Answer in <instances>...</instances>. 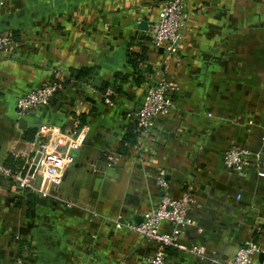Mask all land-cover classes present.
<instances>
[{
    "label": "crops",
    "instance_id": "crops-1",
    "mask_svg": "<svg viewBox=\"0 0 264 264\" xmlns=\"http://www.w3.org/2000/svg\"><path fill=\"white\" fill-rule=\"evenodd\" d=\"M157 1L0 0V163L25 160L50 126L86 127L47 192L0 175V264H148L154 243L125 224L182 191L185 248H168L166 264H224L245 239L264 249V0H184V37L166 60L146 34ZM160 76L176 87L172 107L138 140L126 113ZM56 77L67 82L49 104L17 117L16 97ZM229 145L248 152L240 172L223 164Z\"/></svg>",
    "mask_w": 264,
    "mask_h": 264
},
{
    "label": "built area",
    "instance_id": "built-area-1",
    "mask_svg": "<svg viewBox=\"0 0 264 264\" xmlns=\"http://www.w3.org/2000/svg\"><path fill=\"white\" fill-rule=\"evenodd\" d=\"M183 7L184 0H158L156 18L146 30L152 46L154 49H159L160 57L164 60L171 58L177 52L184 37L186 12ZM9 43L8 36L0 35V52H7ZM62 86L61 78H50L18 95L15 99L16 116L23 117L36 107L48 105ZM175 90L176 87L162 76L156 82L144 85L138 105L126 113L135 124L138 140L149 133L154 119L168 113L173 104L172 94ZM101 95L104 104L112 105L113 91L110 87H105ZM85 130L84 125L67 134L56 126L46 128L47 135L45 130H42L34 149L25 158L22 169L12 171L0 163V175L12 180L17 187L41 193L47 192L51 185L60 181L69 161L68 151L79 147ZM247 155L245 149L229 145L223 151L222 161L226 168L240 172L247 161ZM110 160L108 157L105 165L109 166ZM156 182L163 190L166 189L167 183L162 169L157 171ZM191 201L188 191H182L177 198L163 193L156 206L144 212L138 222L125 224L126 228L134 231L142 240L154 243L153 253L145 259L148 264H166L165 254L168 248H185L179 242V237L182 228L190 222L186 211ZM163 221L170 224L168 232L159 231V225ZM258 253L264 254V249L253 240L245 239L224 264H252V257ZM16 264H21L19 259L16 260ZM255 264H264V257Z\"/></svg>",
    "mask_w": 264,
    "mask_h": 264
},
{
    "label": "trees",
    "instance_id": "trees-1",
    "mask_svg": "<svg viewBox=\"0 0 264 264\" xmlns=\"http://www.w3.org/2000/svg\"><path fill=\"white\" fill-rule=\"evenodd\" d=\"M84 71H75L74 72V76L75 77H79L81 74H83ZM63 81V84L65 85V83L67 82L66 80H62ZM63 85V86H64ZM62 86V88H63ZM104 89V88H103ZM102 89V90H103ZM60 91V90H59ZM113 96H114V93H113ZM112 96V98H113ZM81 124V123H79ZM28 138H30L31 136H27ZM3 165H5L6 167L10 168L12 171H17V170H21L23 165H24V160L21 159L20 157L18 156H13L11 154H7L4 159L2 160L1 162Z\"/></svg>",
    "mask_w": 264,
    "mask_h": 264
},
{
    "label": "water",
    "instance_id": "water-1",
    "mask_svg": "<svg viewBox=\"0 0 264 264\" xmlns=\"http://www.w3.org/2000/svg\"><path fill=\"white\" fill-rule=\"evenodd\" d=\"M18 122H19V123H24V120H23L22 118H19V119H18ZM21 125H22V124H21ZM21 125H20V127H23V126H21ZM68 153H69V154L75 153V149H71V150H69Z\"/></svg>",
    "mask_w": 264,
    "mask_h": 264
},
{
    "label": "rangeland",
    "instance_id": "rangeland-1",
    "mask_svg": "<svg viewBox=\"0 0 264 264\" xmlns=\"http://www.w3.org/2000/svg\"><path fill=\"white\" fill-rule=\"evenodd\" d=\"M18 259L20 260L21 264H23V262L21 261V259L20 258H18Z\"/></svg>",
    "mask_w": 264,
    "mask_h": 264
}]
</instances>
